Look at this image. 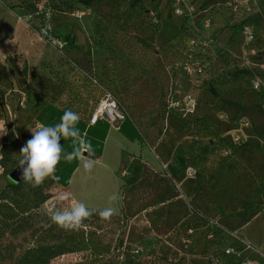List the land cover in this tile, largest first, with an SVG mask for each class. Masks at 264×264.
<instances>
[{
    "label": "rangeland",
    "instance_id": "1",
    "mask_svg": "<svg viewBox=\"0 0 264 264\" xmlns=\"http://www.w3.org/2000/svg\"><path fill=\"white\" fill-rule=\"evenodd\" d=\"M28 2L0 0V192L19 169L16 134L29 136L35 121L54 125L67 109L87 124L103 90L128 120L101 132L82 126L84 136L110 162L122 154L125 163L119 193L106 194L108 171L89 173L80 198L96 213L75 231L53 224L50 213L72 204L66 180L78 160H62L58 179L39 187L16 183L18 195L0 200V264H237L247 242L264 253V99L252 87L253 78L264 79V0H182V15L172 11L178 23L162 26L123 15L126 0L93 8L38 0V11ZM174 3L146 5L168 18ZM243 23L255 30L251 42ZM169 92L195 95L188 126L167 117ZM202 117L210 127L196 122ZM212 131L227 140L242 133L241 140L202 154ZM61 143L72 151L70 141ZM39 194L45 200L34 206ZM61 195L69 199L59 202ZM113 195L119 199L104 204ZM106 207L116 209L107 221L98 215ZM13 208H25L23 218H8ZM49 245L65 253L39 263L36 246ZM230 246L240 256L227 257Z\"/></svg>",
    "mask_w": 264,
    "mask_h": 264
},
{
    "label": "clouds",
    "instance_id": "2",
    "mask_svg": "<svg viewBox=\"0 0 264 264\" xmlns=\"http://www.w3.org/2000/svg\"><path fill=\"white\" fill-rule=\"evenodd\" d=\"M80 115L67 109L54 125L37 123L31 130V138L21 147L18 167L21 170V179L24 183L36 188L48 179H58L56 173L60 162L81 160L86 172H91L96 161L92 158L94 151L90 142L81 134L77 124ZM70 141L72 151L68 152L61 141ZM87 154V155H86ZM67 195H61L58 200H68ZM119 199L117 195L109 198L110 202ZM114 207H106L98 212L101 220H110L115 214ZM95 209H89L82 202L75 201L69 207L57 208L50 213V220L59 228L67 231L79 230L86 220L92 218Z\"/></svg>",
    "mask_w": 264,
    "mask_h": 264
},
{
    "label": "trees",
    "instance_id": "3",
    "mask_svg": "<svg viewBox=\"0 0 264 264\" xmlns=\"http://www.w3.org/2000/svg\"><path fill=\"white\" fill-rule=\"evenodd\" d=\"M99 0H79V2L87 7V8H93V5L98 2ZM127 2V6L125 8V10L123 11V15H126V16H130L132 14H144V16L148 17L151 19L152 22V25L154 26H162L166 21L168 23H178V20H175L174 19V15L172 13V10H171V16L167 18V15H165L166 13H163L162 9L161 10H158V9H155V8H150L146 5L147 3V0H126ZM29 3V4H28ZM26 4V8L27 9H32L34 11H38L37 9V4H38V0H33V2H28ZM254 35H255V30H254ZM264 62V61H262ZM209 89L211 91V93L213 94V96L215 97H219L220 94L215 90V88H213L212 86H209ZM257 93L256 94H259V96L264 99V91H256ZM164 107H165V111L167 112V117H169V119L171 120L170 122L173 123V122H178V124L181 126V127H184V126H188L189 124H191V116H182L181 112L179 110H175V109H169L167 108V104L166 102L164 101ZM1 114H3V105L2 103L0 102V117H1ZM197 123H200V124H203L205 126L210 127V124H209V121L205 118V117H202V118H198L196 120ZM9 131V130H8ZM18 131V129H17ZM16 129H15V132H17ZM14 132V133H15ZM19 132V131H18ZM12 140L14 141V138L12 137ZM10 142V141H9ZM5 144L6 141H5ZM239 143H233L231 141V139H226V138H222L219 136V134L215 131H212L211 132V137L210 139L208 140L207 144L203 145L200 150H202V154L204 153H207L210 151V149L212 147H215V146H221V145H230L232 147V145H238ZM1 155V158H0V161H2L5 157V154L3 153L0 154ZM198 154H195V151L193 150V152H191V156H189L192 160L194 161H198L197 159V156ZM22 180L18 181V182H13V183H9L7 184L8 186V191L6 190H2V192H0V200H5L7 199L10 194H13V195H18V193L16 191H14L16 188H17V184L16 183H19L21 182ZM23 200V198H21ZM21 199H18V202H22ZM45 200V197H42V194H39L37 196V200L35 202V205L34 206H38L41 202H43ZM24 201V200H23ZM91 209V208H89ZM12 211L16 210V209H11ZM25 208H21V209H17L15 212H12L11 215H9L8 218H15L13 220H16L18 218H23V216L21 214H23L25 212ZM9 225V224H8ZM35 253L37 254V261L39 263H43V262H46L47 260H49L50 258L52 257H55V256H58V255H61L63 253H65V250L63 249V246L62 245H57V246H36L35 248Z\"/></svg>",
    "mask_w": 264,
    "mask_h": 264
},
{
    "label": "built area",
    "instance_id": "4",
    "mask_svg": "<svg viewBox=\"0 0 264 264\" xmlns=\"http://www.w3.org/2000/svg\"><path fill=\"white\" fill-rule=\"evenodd\" d=\"M181 1L182 0H175L174 6L172 7L173 13L179 16L182 15L183 13L182 7L180 5ZM241 33L244 39L246 40V42H251L255 38L254 29L248 23H243L241 25ZM252 87L256 91H264V80L258 79L256 77L253 78ZM165 102L167 104V108L179 110L182 116L184 117L193 114L196 107V97L191 92H186L183 94H176L174 92H169V94H167L165 98ZM127 117L128 115L126 109L121 105V103L114 96V94L109 91L103 90L102 96L100 97V100L98 101L96 107L88 116L87 124L94 125L100 120L108 122L110 124H116V123H120ZM37 123H41V122L35 121L31 129H34ZM243 123L245 126L248 125V123L246 122ZM31 135H32L31 130L29 132V136H22L16 134V138L18 140L19 145L22 147L26 143V141L31 138ZM241 135L242 133H235L231 136L230 139L233 143H239L241 140ZM245 248L248 252L254 254L256 257L264 261V253L260 252L252 244H250L249 242L245 243ZM224 252L227 257L234 255L240 256V250L238 249L236 250L235 247L232 246L225 248ZM237 264H264V262H259L251 257H244V258H240Z\"/></svg>",
    "mask_w": 264,
    "mask_h": 264
},
{
    "label": "crops",
    "instance_id": "5",
    "mask_svg": "<svg viewBox=\"0 0 264 264\" xmlns=\"http://www.w3.org/2000/svg\"><path fill=\"white\" fill-rule=\"evenodd\" d=\"M254 29V28H253ZM262 67H264V65H262ZM264 69V68H262ZM264 80V79H262ZM61 116V115H58ZM128 120V118H125L123 121H121L120 123L124 124L126 123V121ZM83 127H87L89 129L92 128H96L95 131L100 130L103 131L104 128L106 129H120V125H118L117 127L114 126V124H110L108 122L105 121H98L97 123H95L94 125H88V124H82L81 122H78L77 127L79 128L80 132L83 133L85 132V129L82 128ZM94 151V156L92 157L95 161V167L92 170L98 171L102 177H104V174L106 172L104 171H108V175L106 174L105 178H102V180H109V182H107V184L110 185L111 189L109 192H106V194L110 195L114 192V190L117 189V192L119 193V189H120V182H118V178H117V174H120L121 170H122V166L123 163H125V160L122 158V154L118 155V158L120 159V161L118 160V162H116V160L111 159V162L108 160L111 156L109 154H107L106 149L99 148V149H93ZM87 155V154H86ZM90 172H86L83 167H82V161L78 160L76 165H74V167L71 169L67 180H66V186H67V193L71 199V202H75V201H79L81 202V198L80 197H84V193L82 191V185L84 182H86L88 180V178H90ZM82 182V183H81ZM119 183V187H117ZM118 195V194H117ZM99 200V199H98ZM102 201L104 202V204H112V202L107 201V199H102ZM110 202V203H108ZM89 206H93V207H97V206H101L100 204H96L93 203V201H89ZM107 206V205H105ZM244 256H241V258L244 257H251L254 260H257L259 262H264L262 261L260 258L256 257L254 254H251L250 252H244L243 254ZM230 257V256H229Z\"/></svg>",
    "mask_w": 264,
    "mask_h": 264
},
{
    "label": "water",
    "instance_id": "6",
    "mask_svg": "<svg viewBox=\"0 0 264 264\" xmlns=\"http://www.w3.org/2000/svg\"><path fill=\"white\" fill-rule=\"evenodd\" d=\"M9 178L13 181V182H18L21 179V170L20 168H14L10 173H9Z\"/></svg>",
    "mask_w": 264,
    "mask_h": 264
}]
</instances>
